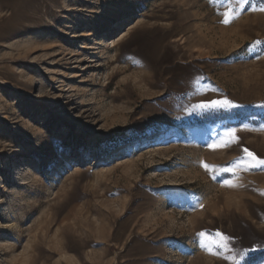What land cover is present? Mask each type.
Here are the masks:
<instances>
[{"label":"rangeland","instance_id":"rangeland-1","mask_svg":"<svg viewBox=\"0 0 264 264\" xmlns=\"http://www.w3.org/2000/svg\"><path fill=\"white\" fill-rule=\"evenodd\" d=\"M261 9L0 0V264H264V165L201 163L264 159Z\"/></svg>","mask_w":264,"mask_h":264},{"label":"snow or ice","instance_id":"snow-or-ice-1","mask_svg":"<svg viewBox=\"0 0 264 264\" xmlns=\"http://www.w3.org/2000/svg\"><path fill=\"white\" fill-rule=\"evenodd\" d=\"M246 0H237V3H245ZM261 11H264V9H261ZM232 19H235L233 17ZM231 19L225 18L223 20V23L228 24L231 23ZM257 43H260V41H257ZM197 107L202 109H221V108H231L236 107V105L233 104L232 101L228 99H222V100H211L208 102H203L199 104ZM236 129H231L226 136L227 139H222L219 144H211L209 145L210 148L215 150L217 147H227L232 143H238L239 137L235 135ZM243 153L246 155L238 157L236 160H234L230 166L228 167H220L216 165H209L207 163L201 162L202 166L206 171L213 172V171H219V172H229L232 173L234 176L236 175V170H243L248 171L250 168H258L262 165H264V159L258 158L255 153L251 152L248 148L242 149ZM215 178V177H214ZM224 185L230 188L238 187L239 185L236 183H233L232 181L225 180ZM264 195V193H261ZM199 235L201 237L205 236L204 232H200ZM216 235L220 237V243H218V247L222 248L224 251H231V249L228 248L227 242L230 240V237L227 235H224L222 232H217ZM206 247V251L213 256H218L219 253L215 252L211 247ZM227 259H232V257H227ZM241 259H243V256H241ZM238 264V262H236Z\"/></svg>","mask_w":264,"mask_h":264},{"label":"trees","instance_id":"trees-1","mask_svg":"<svg viewBox=\"0 0 264 264\" xmlns=\"http://www.w3.org/2000/svg\"><path fill=\"white\" fill-rule=\"evenodd\" d=\"M254 2V6H261L264 7V0H252ZM256 111L253 109L241 108V109H234V110H209L202 113L199 117L194 118L191 122L195 124V126H204L209 123H214L221 120H229L235 117L252 115ZM239 121H241L239 119Z\"/></svg>","mask_w":264,"mask_h":264}]
</instances>
